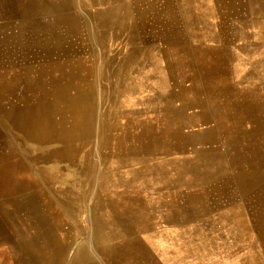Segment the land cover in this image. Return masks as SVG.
Segmentation results:
<instances>
[{"label": "rangeland", "instance_id": "obj_1", "mask_svg": "<svg viewBox=\"0 0 264 264\" xmlns=\"http://www.w3.org/2000/svg\"><path fill=\"white\" fill-rule=\"evenodd\" d=\"M255 1L0 0V44L6 46L5 55L0 51L6 64L0 68L13 75L12 93L21 79L15 73L23 74L29 91L30 76L39 79V91L31 100H40L34 106L44 122H39L40 140H47L41 146L20 144L19 130L6 134V156L0 157V206L6 210L0 208V228L3 215L12 214L16 221L7 244L29 254L39 252L37 264H65L71 261L68 254L76 256L72 264H264V219L260 227L262 212L254 205L260 202L259 189L250 199L251 241L246 236L250 243H239L236 251L233 243L220 242L207 227L200 231L183 227L189 233L180 238L174 236L173 226H157L150 234L155 242H144L153 220L148 206L134 209L115 191L135 178L154 176L160 168L151 166L153 151L158 156L169 154L174 146L173 151L184 150L189 139L181 133L183 124L174 119L184 117L189 108H177L183 88L198 80L214 100L215 93L235 97L240 89L237 80L249 69L243 62H233L243 54L252 70L259 62L260 69L241 79L247 84L251 77L264 78L260 46L252 54L239 50L240 45L261 42L256 34L264 0ZM248 30L250 36L245 34ZM259 53L262 56L251 57ZM174 64L181 66L172 74ZM194 64L198 76L191 74L188 80ZM17 94L10 116L3 115L12 126L19 114L15 111L22 110L14 105L22 107L19 96L27 95L23 90ZM171 94L175 95L168 100ZM65 100L72 101L64 106ZM63 118L65 126L59 125ZM9 152L16 158L10 174ZM134 161L143 170L130 171L132 180L123 178L119 172ZM226 182L218 180L214 190L208 187L210 209L234 199ZM43 211L51 216L39 220Z\"/></svg>", "mask_w": 264, "mask_h": 264}, {"label": "crops", "instance_id": "obj_2", "mask_svg": "<svg viewBox=\"0 0 264 264\" xmlns=\"http://www.w3.org/2000/svg\"><path fill=\"white\" fill-rule=\"evenodd\" d=\"M256 2L258 1L256 0ZM259 12L262 18H260L258 24L260 30L256 35L259 36L258 39L261 42L258 45L255 43H253L254 45H250V43L240 45L239 50L245 51L247 54L255 53L254 48H259V46L264 52L263 5L261 9L259 6ZM3 31L4 34L7 32L10 35V30L7 29L6 31L3 28ZM245 34L250 36L251 32L248 30ZM5 47L4 44H0V51L3 49V55H5ZM233 50L236 51V48ZM258 56L262 55L259 53L251 57L256 58ZM236 57L237 59L233 61L234 63L243 62L245 67L249 66L248 71H245L244 74L246 72L256 73L260 69V62L253 64L254 69H251L252 64L246 62V54L236 55ZM4 59L0 55V66L2 64L5 66L6 61ZM262 60L264 59H261V62ZM177 66L180 68L181 65H173V67ZM195 66L194 64L192 67H189L190 72L186 76L188 80L191 74L198 76L196 73L198 71L193 70ZM261 70L264 71V66ZM15 74L21 79L17 81V87L12 93L13 75L9 70H1L0 68V117L3 118V124L0 123V126H3L4 130V135L0 136V157L1 155L3 157L6 156V134L7 132L10 134L13 130L21 132V135L16 137L20 144L29 142V145H31L30 143H34L36 146H39V117L37 116V107L34 106L38 105L39 101L38 99L35 101L31 100L34 99L33 96H37L36 94L33 95V93H38L39 91V79L36 80L35 76H30L31 80L29 83L31 85L29 86L31 91H29L27 90V84L24 82L23 74ZM244 74L241 78L244 77ZM241 78L237 81L239 83L242 82L243 85L238 83L240 89L235 97L215 93L217 95H215L216 98L214 100L213 96L207 92L205 86H200L198 80L191 83V87L187 90L183 88L177 95L179 96L180 103L177 108L182 105H188L189 108L183 112L184 117L176 115L174 119L178 118V122L183 124L181 133L189 139L184 146V150L181 151L186 153L179 156L180 154L177 153H181L180 150L176 149V151H173V148H176L175 146L172 147L169 154H167L169 152L167 151L157 156L155 150L153 151V156L150 157L152 160L150 163L151 166H159L160 169L156 171L153 177L148 178V180L135 178L133 181H129L130 185L127 184V186L115 188V191L120 193L118 195L123 196L126 200H130L129 203H131L134 209H139V206H144V204L148 206L153 220L150 226L151 229L147 230L148 238L142 237L143 241L150 240V242H155L150 234L153 228L157 226H163L164 228L173 226L176 228L174 229L176 232L174 236L179 235L180 238H186L185 236L189 233L183 227L194 226L197 231L207 227L218 237L220 242L233 243L232 250H240L239 243L246 242V236L248 240L252 236L250 211L253 209L250 199L253 192L257 189H259L260 202L256 201L254 205H259V207H256L262 212H259L258 215L261 222L259 224L260 227L263 225L264 90L261 85L264 84V78L257 79L251 77L247 84L245 83L246 79ZM257 83L259 84L258 86L256 85ZM250 84L254 85L251 86ZM36 86L37 91L33 92L32 89ZM21 90L27 93L26 96H19L24 105L22 107L14 105L16 106L14 108L19 107V109H22L20 112H27L28 106H31V110H28L27 114L29 115L27 116H21L20 112L15 111V113L19 114L16 116V125L12 126L11 121L7 120L8 118H4V116H10L11 100L12 98H18L17 91ZM174 95L171 94L168 100L173 99ZM211 103H214V105ZM28 124L31 126H27ZM119 128L122 127L120 126ZM199 128L202 129L196 132L190 131ZM258 129L262 132L256 135L255 133ZM116 131H118V128ZM183 131L186 133H183ZM260 135L261 137H257ZM10 136H7L8 139ZM1 139H3V142H1ZM176 144L177 142L174 143V145ZM26 149L25 145H22V152ZM190 149L191 152L188 153ZM175 153L176 155L174 156L177 157H172L173 155L171 154ZM8 156H11V164L7 165L8 173L10 174V168L13 167L12 164L15 163L16 158L13 157V152H9ZM33 161L37 162L38 159ZM133 169L141 171L143 167L134 161V164L131 166L123 167L119 174L123 178L132 180L129 172L133 171ZM218 180H227L228 194H231L234 199L227 203L226 206L218 204V209H215V207L210 209L207 203V189L211 186L214 190V187H217L214 184ZM218 192L220 193L221 190L219 189ZM0 208L6 210L5 205L3 207L0 206ZM100 209L108 211L112 208L102 207ZM44 211L39 214V220L49 217L50 214H45ZM188 222L189 225H186ZM9 226L10 224L4 219L3 229L0 228V264H37L39 262V252L32 251L29 254L25 250L12 251L10 249V246L7 244L11 236ZM136 236L139 239V232ZM250 241L247 242L250 243ZM249 253L251 252L249 251ZM66 258H70L71 261H66L65 264H72L74 262L72 259H75L76 256L71 257L68 254Z\"/></svg>", "mask_w": 264, "mask_h": 264}, {"label": "bare ground", "instance_id": "obj_3", "mask_svg": "<svg viewBox=\"0 0 264 264\" xmlns=\"http://www.w3.org/2000/svg\"><path fill=\"white\" fill-rule=\"evenodd\" d=\"M3 2V1H2ZM207 2V1H206ZM21 3V2H20ZM203 3V2H202ZM29 4V3H28ZM27 5V4H26ZM30 5V4H29ZM35 5V4H34ZM196 5V4H195ZM33 7V6H32ZM32 7H30V8H32ZM59 7V6H58ZM202 7V6H201ZM6 9V7H4V10ZM68 9H69V7H68ZM51 10V9H50ZM58 10V9H57ZM52 11V10H51ZM4 15H6V14H4ZM1 25V24H0ZM9 27V26H8ZM3 38L5 39V36H3ZM105 39V38H104ZM0 42H3V40H2V37H0ZM105 47V46H104ZM94 55V54H93ZM106 66V65H105ZM54 67V66H53ZM52 69V68H51ZM58 69V68H57ZM179 70V67H170V69H169V72L170 73H176L177 71ZM56 73V72H55ZM78 80V79H77ZM214 85V84H213ZM53 86V85H52ZM212 86V85H211ZM210 87V86H209ZM213 88H215V87H213ZM28 89V88H27ZM81 90V89H80ZM216 90V89H215ZM220 91V90H219ZM44 92V91H43ZM41 93V92H40ZM58 93V92H57ZM214 93V92H213ZM62 95V94H61ZM55 96V95H54ZM56 97V96H55ZM60 97V96H59ZM40 101V100H39ZM70 101H72V100H65L64 101V106H66V105H68L67 104V102H70ZM61 101H59L58 102V104H57V106H58V110H59V106L60 105H62L61 103H60ZM70 106V105H69ZM68 107V106H67ZM72 107V106H71ZM28 110H31V107H29L28 108ZM57 114H59V112L57 111ZM78 117H79V113H75ZM39 120V119H38ZM38 122H41V123H43L44 124V122L43 121H38ZM59 125H61V126H65V119L63 118L62 120H61V122H59ZM40 132H42V126H39V146H41L42 144H44L45 143V141L47 142V140H46V138H42L41 140H40V137L42 136V135H40V134H43V133H40ZM73 132H74V130H73ZM156 135V134H155ZM159 137V136H158ZM151 138V137H150ZM162 139V138H161ZM227 143V142H226ZM228 144V143H227ZM73 149V148H72ZM71 154V153H70ZM72 157V156H71ZM65 159V158H64ZM68 168V167H67ZM19 186H21V185H19ZM1 217H2V215H1ZM3 218L4 219H6V222L8 223V224H10V226L9 227H13L14 225H16V221L15 220H13V216H12V214H6V216H4L3 215ZM100 218V217H99ZM98 219V218H97ZM101 220V219H100ZM2 221H3V219H2ZM4 222V221H3ZM20 232L18 231V234H19ZM140 242V241H139ZM138 247V246H137ZM141 247V245L139 244V248ZM144 246H142V248H143ZM120 248V247H119ZM122 248V247H121ZM10 249L12 250V251H18V250H21V248L20 247H16V248H13L12 246L10 247ZM14 249V250H13ZM136 250V249H135ZM122 251V250H121ZM126 251H129V250H126ZM134 251V250H133ZM132 251V252H133ZM141 250H139V252H140ZM137 252V251H136ZM134 253H135V251H134ZM144 253V252H143ZM124 254H125V252H124ZM135 254H137V253H135ZM142 254V253H141ZM10 255V254H9ZM134 255V254H133ZM140 255V254H139ZM122 256V255H121ZM129 256V255H128ZM131 256V255H130ZM123 257V256H122ZM137 257V256H136ZM133 258V257H132ZM138 258H139V256H138ZM146 258H148V257H146ZM126 259V258H125ZM136 259V258H135ZM151 259V258H150ZM121 260V259H120ZM115 261H117V260H115ZM124 261V260H123ZM118 262V261H117ZM117 262H115V263H117ZM146 262H147V260H146ZM195 262V261H194ZM238 262V261H237ZM243 264V263H242Z\"/></svg>", "mask_w": 264, "mask_h": 264}]
</instances>
